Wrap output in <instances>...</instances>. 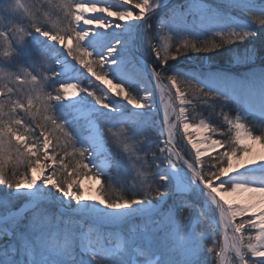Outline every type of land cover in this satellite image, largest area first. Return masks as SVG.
Masks as SVG:
<instances>
[{
	"label": "rangeland",
	"instance_id": "obj_1",
	"mask_svg": "<svg viewBox=\"0 0 264 264\" xmlns=\"http://www.w3.org/2000/svg\"><path fill=\"white\" fill-rule=\"evenodd\" d=\"M168 1L108 5L150 85L94 51L81 0H0V264H218L222 223L223 264H264L232 175L264 151V113L226 94L264 97V0ZM166 140L189 165L179 188ZM58 196L120 220L115 242H82V216L59 212Z\"/></svg>",
	"mask_w": 264,
	"mask_h": 264
},
{
	"label": "bare ground",
	"instance_id": "obj_2",
	"mask_svg": "<svg viewBox=\"0 0 264 264\" xmlns=\"http://www.w3.org/2000/svg\"><path fill=\"white\" fill-rule=\"evenodd\" d=\"M80 1V0H79ZM85 5H87L86 12L84 11V16L86 22L84 23V28L89 30V38L87 39V42L90 43V46H92L95 50L99 51L98 54H101L106 57V61L112 65L115 71L118 72V74L126 77L127 80L134 79L142 80L143 81V75H147L148 81L150 82V85L155 83V78L152 76L151 72L152 67L149 65V62L145 60L143 57V53L140 52L138 49L136 51H139L140 57L144 60V66H145V74H142L144 71L140 68V62L137 58H134L130 52L128 43L125 41L126 35L128 34L127 30L122 31L121 28H126L127 26L123 23L121 19H116V17L112 16L108 9L110 5V0H81ZM232 6V5H231ZM237 7V6H236ZM239 8V7H238ZM236 8V9H238ZM119 20V21H117ZM129 24V23H128ZM129 29V27H128ZM125 35L123 40H118L119 38H122ZM264 67V66H263ZM264 69V68H263ZM232 71V70H230ZM260 76V75H258ZM262 76V75H261ZM256 78V77H255ZM260 85V83H258ZM210 85V84H209ZM257 88L260 89V91H264V84L259 86ZM212 86V85H210ZM155 87V86H154ZM257 88H255L257 90ZM153 89V87H152ZM156 88H154L155 90ZM244 91V90H243ZM237 92V91H235ZM230 98L238 100L240 103H243L246 98V102L248 104V108L250 110L255 109L259 110L264 113V97L260 94L254 96V92H237V97L232 95V92H226ZM245 96V97H244ZM262 101V102H261ZM159 104V102H158ZM158 110L161 114V121L165 122V118L163 115V112L161 111L159 106ZM161 122V123H162ZM166 149V156L169 159L170 162L173 163V165L177 166L178 169L173 173V180L175 182V185L179 188L180 183L185 182L184 177V171L189 170V165L183 158L180 157V154H178L174 147L170 144H165ZM246 161V160H245ZM247 165H244L242 168V171L233 172L232 175H234V179H238L241 181H246L245 185H242L238 188L237 192H240L241 202L239 203V207H243L242 209L249 208L253 210L252 213H250L251 216H254L259 223L258 228H256L255 233V243L254 246H263L264 248V151H256L254 155L250 156L249 159H247ZM245 163V162H244ZM251 164V165H249ZM255 167L254 165H257L254 169L247 168V166ZM196 175V174H195ZM199 183V182H197ZM200 184V183H199ZM49 187V186H48ZM47 185L44 187L46 190L48 189ZM202 188L206 189L205 185H202ZM209 188V187H207ZM35 190V188H34ZM39 191L42 194L40 196H48L51 195L53 190L47 191ZM202 190V189H201ZM18 191H24L23 189H18ZM246 193L247 196L242 197ZM28 194H32L31 192H28ZM56 195L55 193L51 196ZM169 198L171 197L172 193L168 194ZM214 196V195H213ZM214 199L211 200V203H214L213 205L218 209L217 212L220 214L222 207L219 203V201L216 199L215 196ZM58 200L60 203L59 212L65 213V214H74L79 213V216H82L80 218L81 224H82V242H85V240H91V243L93 244V247L96 248L98 251L104 250V245H109L115 242V237L113 234V230L115 228H119V226H114L113 224L120 221V220H114L109 221L105 216H91L88 214H84L80 211L82 208L77 202L75 205H72L75 200L72 197H64V196H58ZM156 203V201H155ZM154 211V210H153ZM155 215V214H154ZM88 221L84 222V220ZM112 218V217H110ZM219 223L221 222V218L217 217ZM90 219V220H89ZM126 223H130V219L126 220L121 224V227H126ZM221 249L220 253L218 254V259L220 264H223L222 261V253H224L225 248L228 246L229 238L227 234V230H225V225L222 223L221 226ZM86 237V238H85ZM90 244V240L88 241ZM103 243H105L103 245Z\"/></svg>",
	"mask_w": 264,
	"mask_h": 264
},
{
	"label": "trees",
	"instance_id": "obj_3",
	"mask_svg": "<svg viewBox=\"0 0 264 264\" xmlns=\"http://www.w3.org/2000/svg\"><path fill=\"white\" fill-rule=\"evenodd\" d=\"M262 28H263V26H261L260 28H258V30L255 31V34L256 35H259L260 32L262 31ZM253 35L254 34H251V35H249V37L250 36L252 37ZM213 38L215 39V36ZM243 38L249 39V38H246L245 35H241V36L239 35V37H237L235 40L230 41V43L231 42H239ZM223 41H224V39L223 40H220V41H214V43H220V42H223ZM230 43H228V44H230ZM234 46H236V45H234ZM206 51H208L206 53L209 56L210 60H214L217 63H219L220 65H225V63L228 62V60H229V59H227V57H224V56L221 55L222 53H220V48H216V49H214L212 51L206 49ZM258 52L260 53L259 56H264V49L258 50ZM179 57L182 58L180 60H185L186 59L183 55H179ZM193 59L194 60L195 59H198V56H195ZM167 61H170V59H167ZM212 65L215 66L216 64L213 62ZM200 67H203V66H200ZM171 190H172V188L170 190H168V191H171Z\"/></svg>",
	"mask_w": 264,
	"mask_h": 264
},
{
	"label": "water",
	"instance_id": "obj_4",
	"mask_svg": "<svg viewBox=\"0 0 264 264\" xmlns=\"http://www.w3.org/2000/svg\"><path fill=\"white\" fill-rule=\"evenodd\" d=\"M171 1H172V0L168 1L167 3L171 2ZM167 3H166V4H167ZM165 126H166L165 122H162V127L164 128V131H165ZM167 143L170 144L171 146H173L172 143H170L168 140H166V144H167ZM196 180H197V179H196ZM197 181H198V180H197ZM198 182H199V181H198ZM199 183H200V182H199ZM217 262H218V264H220L219 259H218Z\"/></svg>",
	"mask_w": 264,
	"mask_h": 264
}]
</instances>
